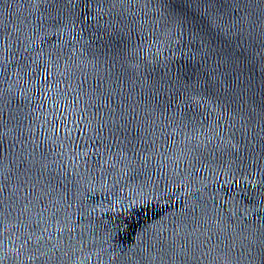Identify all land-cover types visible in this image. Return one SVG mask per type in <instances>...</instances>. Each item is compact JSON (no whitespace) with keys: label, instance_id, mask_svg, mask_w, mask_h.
Segmentation results:
<instances>
[{"label":"water","instance_id":"obj_1","mask_svg":"<svg viewBox=\"0 0 264 264\" xmlns=\"http://www.w3.org/2000/svg\"><path fill=\"white\" fill-rule=\"evenodd\" d=\"M0 264H264V0H0Z\"/></svg>","mask_w":264,"mask_h":264}]
</instances>
